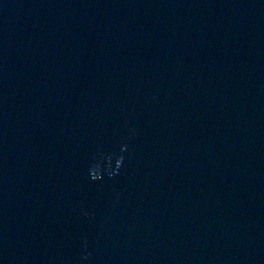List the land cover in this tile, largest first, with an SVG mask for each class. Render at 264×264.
I'll list each match as a JSON object with an SVG mask.
<instances>
[{
    "label": "water",
    "instance_id": "1",
    "mask_svg": "<svg viewBox=\"0 0 264 264\" xmlns=\"http://www.w3.org/2000/svg\"><path fill=\"white\" fill-rule=\"evenodd\" d=\"M0 264H264V0H0Z\"/></svg>",
    "mask_w": 264,
    "mask_h": 264
}]
</instances>
